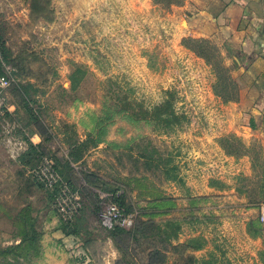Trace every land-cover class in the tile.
<instances>
[{
    "label": "rangeland",
    "instance_id": "1",
    "mask_svg": "<svg viewBox=\"0 0 264 264\" xmlns=\"http://www.w3.org/2000/svg\"><path fill=\"white\" fill-rule=\"evenodd\" d=\"M182 3L0 0L13 53L0 65V91L7 103L24 100L21 83L27 100L45 101V156L83 195L79 235L63 242L50 234L64 222L33 162L2 154L7 118L0 121V248L21 242L26 219L40 234L38 246L0 264H149L156 249L160 264H264V130L248 110L254 100H235L254 116L232 121L233 100L211 99L219 90L206 66L225 68L228 86L233 73L216 45L184 38L187 16L174 8ZM88 140L67 167L71 144ZM91 173L108 186H90ZM117 188L134 214L171 231V244L157 237L132 243L128 254L118 249L103 218ZM46 216L56 223L45 227Z\"/></svg>",
    "mask_w": 264,
    "mask_h": 264
},
{
    "label": "crops",
    "instance_id": "2",
    "mask_svg": "<svg viewBox=\"0 0 264 264\" xmlns=\"http://www.w3.org/2000/svg\"><path fill=\"white\" fill-rule=\"evenodd\" d=\"M174 8L182 9L187 16L184 38L216 45L218 55L226 58V69L233 73L235 82L232 86H228L230 84L228 79L225 80L227 85L223 84L224 80L220 75L218 76L213 66H206L211 75L212 85L219 90L212 94L211 99L254 100L253 103H248V110L252 109L255 116L249 111L250 114L247 111L243 113L240 107L243 101L230 102V108L239 111L233 110V113L226 115L231 118L236 114L234 118L232 117V121H235V117L239 120L237 115L240 114L254 116L257 118V127L262 136L264 126L260 122H264V0H184L179 6L174 4ZM188 53L191 56H200L194 50ZM220 68L224 73L225 68ZM218 72L220 74L221 70ZM227 87L232 91H226ZM7 101L10 112L3 122L2 134L5 136L1 146L2 154L9 160L13 157L15 161L25 166V162H30L31 157L34 156L32 147L45 150L46 132L49 128H42L40 125L45 121L41 111L45 101ZM15 130L20 134V138L14 137ZM2 166L3 169H7L3 162ZM53 214H55L54 208ZM50 219L51 216L45 217V227L56 223ZM48 232L53 233L52 235L58 239H63V242H70L71 235L64 234L58 226H53Z\"/></svg>",
    "mask_w": 264,
    "mask_h": 264
},
{
    "label": "trees",
    "instance_id": "3",
    "mask_svg": "<svg viewBox=\"0 0 264 264\" xmlns=\"http://www.w3.org/2000/svg\"><path fill=\"white\" fill-rule=\"evenodd\" d=\"M195 40V39H193ZM202 41V40H200ZM0 42L2 44V48L5 54V59L6 62L9 64L11 63L12 60V51L10 48L7 46V41L4 37V34L0 31ZM204 42V41H202ZM213 69L217 72L218 76L220 75L221 79L224 80L225 84V77L222 72V69L220 67H213ZM218 70H221V73L219 74ZM223 82V81H222ZM15 90L22 96L24 100H27V91L25 90V87L23 84L18 83L15 85ZM169 100H173L169 99ZM235 101V100H233ZM177 120H179L178 116H175ZM171 123V121H170ZM89 147V140L88 141H82V142H74L71 144L70 152H69V160H67V167L68 164L72 165L73 163H78L82 159L83 152L87 150ZM32 151L34 153V156L31 157L30 161L33 162L32 166L36 168L43 156H45V150H38L36 147H32ZM58 166V165H57ZM62 176L66 181L69 182L67 177L65 176V173L60 169L58 166ZM90 175L91 174H86V182L90 185L93 186L94 188H100L103 185L108 186L107 182H104L103 179L100 178V176H95V179H91ZM70 183V182H69ZM71 184V183H70ZM120 188H117L114 190V196H115V201L118 205H120L122 208L125 209L127 214H134L133 212V206L127 202V193L126 191L123 194H118ZM51 201L53 200V196L50 194ZM53 202V201H52ZM136 215V214H135ZM27 223L24 226V229L21 232V242L12 245V246H7V247H1L0 248V262L8 260L9 257L14 256L17 254L21 253L23 250H31L33 247L38 246V240L40 237V234L38 230L35 228L34 223L30 221V219H26ZM76 223L68 224V223H63L62 229L63 232L67 235H79V231L77 230V226L75 225ZM174 228L172 232L174 231V236L177 238L178 234L176 232L178 226L170 227ZM20 235V233H19ZM171 231L168 229H160L157 225L156 222H154L152 219H145L141 218L139 216H135V222L131 227H122V226H115L112 228V230L109 231L108 236L111 237L114 240V243L117 245L118 249L123 250L126 254L129 252V246L132 245V243L136 242L138 245L142 244V241L146 240H153L156 239L157 237H161L164 242L171 244ZM126 243L128 245L127 248H125ZM151 256L154 258L156 257L157 260H154L153 262L149 264H160L158 261H160V258L162 256V253L159 249L153 250L151 252ZM11 259V258H10ZM16 259V258H14ZM193 257L190 256L188 259V263H192ZM9 263V262H8Z\"/></svg>",
    "mask_w": 264,
    "mask_h": 264
},
{
    "label": "built area",
    "instance_id": "4",
    "mask_svg": "<svg viewBox=\"0 0 264 264\" xmlns=\"http://www.w3.org/2000/svg\"><path fill=\"white\" fill-rule=\"evenodd\" d=\"M5 54L0 42V65H5ZM10 107L0 91V121L6 118ZM33 178L52 194L53 207L64 223L72 224L80 216L83 209V195L80 189L72 186L62 176L55 160L43 156L40 164L32 170ZM135 214H127L116 202H111L103 215L108 228L115 226L131 227L135 222ZM264 220V215H263Z\"/></svg>",
    "mask_w": 264,
    "mask_h": 264
}]
</instances>
